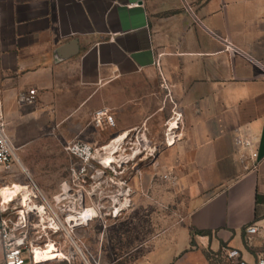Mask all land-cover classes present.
Instances as JSON below:
<instances>
[{
  "label": "crops",
  "instance_id": "obj_1",
  "mask_svg": "<svg viewBox=\"0 0 264 264\" xmlns=\"http://www.w3.org/2000/svg\"><path fill=\"white\" fill-rule=\"evenodd\" d=\"M184 3L261 67L224 52L193 24ZM262 69L264 0H0V103L11 142L31 139L12 136L10 128L44 126V143L82 141L106 149L126 137L133 147L130 137L140 132L148 148L156 149L151 156L132 154V147L107 154L114 161H101L105 180L84 188L88 198L74 193L66 205L71 214L62 211L73 228L84 225L82 219L90 233L100 225V241L91 249L102 264H223L211 261L209 253L224 246L239 250L248 262L257 258L261 250L257 244L245 248L243 229L264 215ZM30 90L34 102L19 105ZM99 110L111 116L113 127L94 126ZM168 125L178 133L171 146ZM50 127L58 133L49 134ZM237 136L254 144L256 171L245 169ZM114 175L126 176L118 180L133 191L129 205L127 197L120 203L98 199L97 191L110 190ZM61 182L44 180L42 188L67 190ZM23 189L22 206L39 209L29 205L35 202L28 186L1 190ZM147 191L160 193L146 201ZM175 191L185 194L179 214L173 206L164 208L178 202ZM202 231L208 233L195 234Z\"/></svg>",
  "mask_w": 264,
  "mask_h": 264
},
{
  "label": "built area",
  "instance_id": "obj_2",
  "mask_svg": "<svg viewBox=\"0 0 264 264\" xmlns=\"http://www.w3.org/2000/svg\"><path fill=\"white\" fill-rule=\"evenodd\" d=\"M184 11L190 16L193 24L201 29L203 32L208 34L214 40L219 42L223 51L226 53L237 54L247 60L250 64L261 67L260 63L255 60L252 56L244 53L234 44L229 42L225 38L217 36L215 33L210 31L203 21L198 18L195 14L191 5L184 3ZM263 70V69H262ZM264 73V70H263ZM162 88L166 91V97L171 100V95L168 86L163 81ZM35 90H30L27 96H21L18 99L19 105L32 104L34 102ZM178 116H175L174 121L177 122ZM92 122L96 127H113L114 122L111 116L107 115L105 110L96 111L93 115ZM131 139L138 143L137 149L133 150L132 154H149L150 156L156 151L155 148H148V142L143 138L142 133L137 132L132 134ZM166 146H171L174 141L178 138V133L175 129H171L168 125L166 132ZM126 137H124V140ZM132 141V143H133ZM235 146L239 152L242 151L241 161L246 162L245 169L248 171H256L259 166L258 153L252 142L246 138L237 136ZM131 147V146H130ZM135 147V146H134ZM63 151L74 161L69 167V183L66 186L67 190H73L76 193L83 190L89 183L92 184V188L95 187V182L103 175L105 166L101 163V156L104 151L101 148H95L89 143L82 141H71L64 145ZM246 151V156L244 152ZM13 162L19 164L16 157V149L13 146L11 140L7 135L6 122L2 105L0 103V172L9 171L12 168ZM164 178H167L165 176ZM34 193L31 197V201H38L40 193ZM77 195V199H78ZM14 201L4 204L0 200V248L2 252V264H36L33 257V248L44 247V236L47 234L44 232V224H42L45 207H49L44 198H41L39 204H36L39 209H35L32 212H22L20 205L14 203ZM20 204V203H19ZM19 208V209H18ZM13 211L15 213L13 214ZM84 209L82 214H84ZM54 218L57 219L55 214ZM77 217H80L77 211ZM91 217L87 216V219ZM53 220V218H51ZM54 221V220H53ZM37 223L40 224V232L36 230ZM54 224V223H53ZM53 233H56L58 229H49ZM264 233V215L260 216L257 220L252 221L250 224L245 226L243 229V242L244 246L250 248L253 241L257 237H261ZM261 243V251L257 258L253 262H248L243 259L242 254L239 250L231 247H221L219 252L213 253L214 257L221 259L220 262L223 264H264V240ZM46 246V245H45Z\"/></svg>",
  "mask_w": 264,
  "mask_h": 264
},
{
  "label": "rangeland",
  "instance_id": "obj_3",
  "mask_svg": "<svg viewBox=\"0 0 264 264\" xmlns=\"http://www.w3.org/2000/svg\"><path fill=\"white\" fill-rule=\"evenodd\" d=\"M105 128V127H103ZM99 130H102V128L98 127ZM11 130L12 136H27L31 139L28 143H21L17 144V146L12 142L13 146L16 149V157L20 162V165L16 162H13L12 168L9 171H3L0 172V200L4 204H8L11 201H14V203L20 205V208L22 212L24 213L27 209L26 207L22 206L23 200L22 197L25 198L26 191L23 189L22 193H13L11 191H4L1 189H5L6 187H11L13 184L15 185H26L29 187L30 192L33 191L34 193L38 194L40 193L38 197V201L35 202L36 204L41 201V198H44V201L47 202L49 207H45V213L48 217L53 218L54 224L58 227V231L56 233H53L52 230L47 229L52 226L51 220L46 222V219H44V232L47 234V236H44V246L46 245H53L56 249V252L48 257H45L43 262L41 264H102V259L100 257H97L94 255V252L91 249V246L94 245V243L97 241V243L100 241V238L98 237L100 234V225L96 224L93 225V229L90 230L88 228L87 222H85L84 225L73 228V225L75 223L66 222V217H63L62 211H66V214H71L73 208H68L66 205L68 202L72 201L73 194L81 196L84 194V197L88 198L89 192L85 189L81 190L80 192H75L73 190H65L63 191L62 185L60 188H55L53 191H45L44 188V180L48 182L50 185H52L56 180L62 181L61 183H67L66 186L69 183V167L72 163V160L64 151L63 146L66 144H60L58 142H55L54 144L44 143V126L41 127H32L29 126L27 128H19L14 132L15 130ZM57 127H50L48 128L49 134H57L58 132ZM8 137L10 136L9 132H7ZM41 135V137H40ZM10 138V137H9ZM11 139V138H10ZM129 139H125L121 142L120 146L118 147V150L121 152L125 150L126 148H131L132 145H128ZM133 141V140H132ZM130 144L132 142H129ZM133 150L137 149L138 143L133 141ZM113 145V143L111 144ZM110 145V146H111ZM131 146V147H130ZM135 146V147H134ZM126 149V150H128ZM130 150V151H133ZM144 162H147L145 160ZM25 168L28 169V171L31 173H36L38 175V178L40 180V183H37L35 181H31L29 179L28 173L25 170ZM108 177V176H107ZM110 177V176H109ZM115 180H113V183L110 187V190H99L97 191V197L98 199L102 200V203L104 202L103 199L106 198V196H109L110 199L113 201H117L120 203L121 200L126 199V197L129 199L128 205L130 204V199L133 197V191L127 190L124 184L120 183V180H118L122 175H114ZM158 177L160 180L164 181L166 180L165 176H155ZM106 175H101V181L105 180ZM117 179V180H116ZM111 184V183H110ZM38 187V189L35 186ZM43 187V188H42ZM24 188V187H23ZM169 188L163 189L162 191H168ZM161 191V190H160ZM160 191L152 192L147 191L144 193V199L146 201L152 200L154 198V195H158ZM161 191V192H162ZM6 192V193H5ZM92 193V192H91ZM175 196L178 198L175 205L172 201H169L166 203V206L164 207L165 210L171 209L173 206L174 211H176L177 214L182 211L181 202L185 199L184 192L181 191H175L173 192ZM10 194V195H9ZM127 194V196L125 195ZM163 194V192H162ZM9 195V196H8ZM7 198V202H4L3 199ZM59 198V201H56V198ZM180 199V200H179ZM29 202V201H27ZM20 203V204H19ZM35 203L29 204L34 205L38 207ZM40 203V202H39ZM110 204H106L103 206L104 208H108ZM39 208V207H38ZM98 208H101L99 206ZM119 208V206H116V209ZM19 209V208H18ZM80 212L84 209L82 208V205L80 207ZM83 209V210H82ZM28 212V211H27ZM114 214L118 213L117 210H113ZM15 211H13V214ZM53 214L57 217V219L54 218ZM53 224V226H54ZM97 226V227H96ZM103 226V224H102ZM46 227V228H45ZM55 229V228H54ZM37 231L40 232L41 227L40 224L37 223ZM98 236V237H97ZM264 240V233L261 237L255 238L253 241V244L250 248H245L247 250L254 249L255 245L257 244L261 250V243ZM104 242V240H103ZM100 248V247H99ZM99 256V254H98ZM99 258V259H98ZM209 259L213 261L214 263L220 262L221 259L214 257L213 254L209 253ZM2 263V256H1V249H0V264Z\"/></svg>",
  "mask_w": 264,
  "mask_h": 264
},
{
  "label": "bare ground",
  "instance_id": "obj_4",
  "mask_svg": "<svg viewBox=\"0 0 264 264\" xmlns=\"http://www.w3.org/2000/svg\"><path fill=\"white\" fill-rule=\"evenodd\" d=\"M123 140H118V142H115L112 146H109V147H107L106 149H102V150H104L106 153V155L104 156L103 154H102V156H101V160H102V163L104 164V163H108V162H111L112 160L114 161V159L113 158H110L108 155L111 153V152H115L116 150H117V148H118V145L122 142ZM108 154V155H107ZM18 162H19V160H18ZM19 165H20V162H19ZM6 193V192H5ZM33 195H34V192L32 191V194H31V197H33ZM31 197H29V199L31 200ZM26 212L28 211V212H30V210L27 208L26 210H25ZM45 213V212H44ZM50 220H51V222L52 223H54L53 221H52V219L51 218H49ZM87 219V218H86ZM84 219H82V222H84V224H85V221H83ZM43 221V220H42ZM83 224V223H82ZM50 227H48L47 229H58V227L56 226V224H54V226H53V224H52V226L51 225H49ZM46 228V227H45ZM56 252V249H55V247L53 246V245H47V246H44V247H41V248H36V247H34L33 248V257H34V260H37V259H43V258H45V257H48V256H51V255H53L54 253Z\"/></svg>",
  "mask_w": 264,
  "mask_h": 264
},
{
  "label": "trees",
  "instance_id": "obj_5",
  "mask_svg": "<svg viewBox=\"0 0 264 264\" xmlns=\"http://www.w3.org/2000/svg\"><path fill=\"white\" fill-rule=\"evenodd\" d=\"M258 218L256 217L254 220H257ZM208 232H204V231H202V232H195V234H202V235H204V234H207Z\"/></svg>",
  "mask_w": 264,
  "mask_h": 264
}]
</instances>
